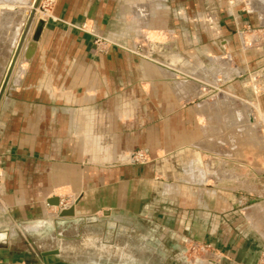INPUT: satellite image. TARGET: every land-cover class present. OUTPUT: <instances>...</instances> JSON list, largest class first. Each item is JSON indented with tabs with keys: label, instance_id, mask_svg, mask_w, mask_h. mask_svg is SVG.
Returning <instances> with one entry per match:
<instances>
[{
	"label": "crops",
	"instance_id": "obj_1",
	"mask_svg": "<svg viewBox=\"0 0 264 264\" xmlns=\"http://www.w3.org/2000/svg\"><path fill=\"white\" fill-rule=\"evenodd\" d=\"M257 1H249L251 7L233 0L57 1L51 15H44L36 51L31 60H25L0 109V192L4 197L0 215L19 217L18 221L38 219L25 227L40 224V229L45 220L35 217L52 215L49 206L72 197L68 207L75 205L77 215L91 217L108 211L103 218L130 227L121 230L125 236L136 238L133 234L139 232L144 243L137 236L140 239L134 245L106 244L99 256L94 255V246L87 247L90 250L81 260L65 259L67 247L41 258L29 252L16 254L6 245L0 246V264H143L146 261L136 255L142 248L165 260L160 264H187L183 242L194 238L190 230L196 219L155 214L168 204L182 209L183 205L207 207V179L199 163L194 167L198 154L190 147L210 141L211 132L223 127L214 119L227 116L217 105L213 110L205 101L190 105L186 100L201 94V77L221 69L205 66L191 73L192 79L177 80L174 88L160 80V75L171 72L152 61L116 47L109 53L96 52L93 35L82 26L110 36L114 23L124 19L126 2L132 3L140 29L176 37L184 51L190 50L194 39L205 51L206 47L214 52L215 47L219 52L229 47L237 62L247 59L256 67L264 64V42L252 43L253 35L248 34L243 51L235 29L264 27V0ZM207 9L218 17L216 33L205 22H190ZM223 61L228 64L230 58ZM227 97L237 99L232 94ZM255 99L264 112V92ZM207 108L213 110L211 115ZM209 119L217 125L208 123ZM135 148L148 149L157 161L128 162L126 157ZM170 189L176 195L180 190L181 201L166 194ZM204 213L196 220L201 229L197 237L214 246L219 260L213 264H264L261 231L238 217L219 216L214 217L212 232H207ZM69 248L71 253L79 252L77 247Z\"/></svg>",
	"mask_w": 264,
	"mask_h": 264
},
{
	"label": "rangeland",
	"instance_id": "obj_2",
	"mask_svg": "<svg viewBox=\"0 0 264 264\" xmlns=\"http://www.w3.org/2000/svg\"><path fill=\"white\" fill-rule=\"evenodd\" d=\"M29 1L30 0H0V18H2L0 21L3 20L5 13L10 12L11 14H8H10L14 20L12 24H17L16 26L22 25L20 27L25 28L26 25H24V23L26 21L27 24L29 20V17L26 14V2L29 3ZM57 1L58 0H44L42 10L48 11V16L51 15L52 9L56 5ZM159 1L160 0H153L155 4ZM233 1H237L239 4L244 5L245 7H251V3H249V1L254 2L255 0ZM210 3L212 4V2ZM211 4L208 3L206 5ZM133 9V4H128L126 2L125 14L121 15L124 19L114 23L110 36L90 28L85 30L86 28H84V25L82 26L84 31H87L93 35L95 51L98 53H109L111 49L116 47L124 50L128 54L136 55L142 60L152 61L155 64L160 65L163 70L166 69L167 71L171 72L170 74L168 72V75L166 74L167 76L160 75V80L173 85L174 88H176L175 85L177 80L181 81L192 79V74L190 71L183 70L181 68L183 61L190 62L189 69L194 71L196 69H202L205 66L209 67L210 69H222V71L220 70L217 74L212 75L211 73H207L208 76H206V78H209L210 80L207 79V81L203 80L202 82H199L201 94L195 98L186 100L187 103L193 105L195 102L196 104H199L200 102L205 101L210 106H215L220 102L223 104L224 99L222 98H224L225 95H234L238 101H245L249 105V107H246L247 109L245 113H238L240 116V122L244 124L242 126H249L253 123V125H255L256 134L258 137H262L263 140H261L264 143V112L259 107V104L255 99L256 95H260L264 92V64H259L256 67H252L247 59L237 62L235 57L231 54L229 47H222L221 52H219V47H215L216 52L211 51V49L206 47L207 50L205 51V49H203L202 46L198 44L196 39H194V45L191 46L190 50L184 51L180 44L177 45L176 37H172L171 35L165 37L164 35L157 33L150 34L146 27L140 29L138 18L134 15ZM190 20V22H205L213 33H216V28H218V17L210 9L205 10L204 13H200L195 17H191ZM21 22L23 23L21 24ZM180 22L181 20L179 23ZM12 24L8 27H12ZM3 25H5V23L2 24V22H0L1 35L5 32ZM13 27H15V25ZM147 33H149V37L151 38L150 42L145 39ZM235 34L239 36V41L241 43L240 49L243 51H245L246 48V46H244V41L248 34L253 35L251 39L252 43L261 41L264 42L263 25L255 27L252 25L236 27ZM2 39L3 38L0 36V84H3L6 78L4 57H6L8 50L11 48V41H9V39L7 40L6 38L3 39L4 41ZM250 44L251 43L249 42V45ZM188 53L190 55H188ZM198 53L201 54V57H199L200 59H198ZM169 58H178L179 61L173 65L171 64ZM228 58H230V63L226 64L223 60ZM8 82L9 81H7V85L0 102V109L3 106V100L6 99L9 89L12 85L11 82ZM209 112L210 109L208 110V113ZM214 120H216L217 123L222 126V117L216 118ZM208 123L212 124L215 123V121L213 122L212 120ZM217 123L215 124L217 125ZM217 130L211 132L209 137L206 136L210 140H206V144L202 146L194 144L192 147H190V149L195 151V155L198 154L197 162L193 164L194 167H197L199 163V167L202 169L203 175L207 179V207L203 209V207L200 205L193 209V207L183 205L182 209L181 206H170L171 204H168L165 210H161V212L159 211L160 213L158 212L157 215L155 214V216L193 217L197 220L198 215L204 211L206 213H204V215L207 217V232H212L214 217L231 216L238 217V219L242 220L243 224L248 223L249 226L251 225L254 229H258L264 234V155L262 157L259 155L263 154L264 145H257V147L253 148L244 145L236 146L235 142L230 139L231 134L229 132H227L225 129H221L219 132H217ZM232 130H234V128ZM237 133L238 129L236 131V134ZM236 134L234 135L236 136ZM229 140L232 142L230 143ZM229 144L232 146L234 145V149L232 146L230 147ZM235 146L238 148L241 147L240 149L242 153L244 151L246 157H238L240 159H237L232 154V152L234 153V150L239 151V149ZM251 149H253V151ZM249 150H251V152ZM136 152L143 153L145 158H141V160H135L133 155ZM241 155L243 154H240V156ZM157 159L158 157L153 156L146 148L132 149L129 153V156L126 157L128 162L137 165L153 163L157 161ZM218 169H222V173L220 170L217 172ZM180 175L182 174L179 173V177ZM166 194L171 195V197L179 200L182 197L180 190H178L177 195L172 189L166 191ZM0 198H4L2 197L1 192ZM62 200L65 204H70L72 202V197H64ZM215 202L217 204V208L214 205ZM174 203H177V201L175 200ZM62 206L63 205L60 204L55 207L49 206L50 211L53 212L52 215H49L48 217H35L39 218V220H45V223L40 229L38 228V230H27L24 228L25 224L38 222V219H32L31 221H18L17 218L19 217H5L0 215V230H10L15 228L20 231V234L14 236L9 241V243H0V246L8 245L16 254L29 252L33 257H37L38 254L36 248L31 243H26L27 237L30 236L37 242V247L39 250L56 248L58 245H61L62 247H67V249H69L63 255L65 259L76 260L78 258V260H81L86 257L85 250H90L92 246H94L93 249L95 250L94 255L99 256V252L103 250L105 247L104 245L106 244L111 245L117 242L126 241L129 244L134 245L138 243L137 241L140 239V237L142 238L139 232L133 234L136 236V238L125 236L121 230L127 231L130 229V227L125 228L123 225H120L115 221L106 220V218H103L105 215L104 212H99L98 215L86 217V221L72 220V217H60L59 213ZM1 211L2 210L0 209V214H2ZM145 214L149 216L148 212ZM196 220L193 226H191L192 229L190 230V234H193L194 238L189 237V239H185L183 242L185 259L187 264H213V261H217L219 258L214 253L212 243L201 241V239L199 240V237H197L200 234L201 229L199 231V226ZM55 221H58V223H55ZM59 232H61L62 235H58ZM142 232L144 237L145 232ZM13 233H15V230ZM142 243H144L143 238ZM209 243L211 244L210 247H207L206 249L201 247V245ZM147 244L154 245L156 243L149 242ZM192 245H197L199 247L197 250H194L193 247H191L192 249H189V247ZM70 246L77 247L79 252L77 254L74 252L71 253L69 248ZM136 255L141 258L142 261H146L143 264H160L161 261L165 262V260L160 256L154 257L153 253H148L143 248L141 249L140 253H136Z\"/></svg>",
	"mask_w": 264,
	"mask_h": 264
},
{
	"label": "bare ground",
	"instance_id": "obj_3",
	"mask_svg": "<svg viewBox=\"0 0 264 264\" xmlns=\"http://www.w3.org/2000/svg\"><path fill=\"white\" fill-rule=\"evenodd\" d=\"M15 1V0H14ZM24 1V0H23ZM35 1L36 0H30L29 1V3L28 2H26L27 4V9H26V14L28 15V17H30L32 14V18H31V20H30V24H29V28L27 29V32H26V35L24 36V40H23V43H22V45H21V47L19 48V46H20V43H21V40H22V37H23V35H24V32H25V28L23 27H20V26H22V25H18V26H16L17 24H14L15 25V27H13L14 25L12 24V22H14V20L12 19V17H11V13L10 12H8V13H10V14H8V13H3L5 16L3 17V15H2V17H3V20L2 21H0V22H2V24H4L5 23V25H3V28H4V30H5V32L1 35L0 34V36L4 39V38H6L7 40L9 39V41H11V43H10V50H8V52H7V55H6V57H4V63H5V74L7 75V73L10 71V76H9V82L8 83H12V82H14L16 79H17V77L20 75V73H21V71H22V69H23V65H24V62H26L25 60H26V58H25V52H26V50H27V47H28V45H29V42L30 41H32L33 40V35H34V33H35V31H36V28H37V25H38V23H39V21L40 20H44L45 19V17L43 16V15H45L46 13H48V11H43L42 10V6H43V3H44V0H42L41 1V3L42 4H40V6L39 7H36L35 8ZM5 4H6V2H5ZM20 4H22V3H20ZM3 5V4H2ZM45 5V4H44ZM23 6V5H22ZM24 7V6H23ZM8 10V9H7ZM46 10H48V9H46ZM11 11V10H10ZM34 11V12H33ZM1 17V16H0ZM16 18V17H15ZM0 19H2V18H0ZM29 21V20H28ZM17 22V21H16ZM19 22V21H18ZM23 22H21V24H22ZM11 24L13 25L12 27H8V26H11ZM7 25V26H6ZM24 25H27L26 24V21H25V23H24ZM24 29V30H23ZM24 31V32H23ZM2 39V40H3ZM4 41V40H3ZM19 50V51H18ZM169 60H170V62H171V64H173V65H175V63L178 61V58H169ZM226 62V61H225ZM189 64H190V62H185V61H183L182 62V69L183 70H187V71H190V73H195L196 71H198L197 69L194 71V70H190L189 69ZM215 70H217V69H215ZM217 71H219V70H217ZM221 71H222V69H221ZM214 72V71H213ZM223 72H224V70H223ZM217 73V72H216ZM228 75V74H227ZM217 76V75H216ZM225 77V76H224ZM201 79H203V80H205V81H207V79H209V78H202L201 77ZM202 80V81H203ZM210 80V79H209ZM209 82V81H208ZM218 86V85H217ZM1 88H2V84H0V90H1ZM225 93V92H224ZM229 96V95H228ZM222 99H224V101H223V104H222V102H220V101H218V102H220L217 106L220 108L219 110H221L220 111V113H224L227 117L225 118H223V116H222V120L224 121V122H222L223 123V127H222V129H225L227 132H229L228 134L230 135V139H232L233 140V142H235V144H236V146H249L250 148H253V147H257V145H259V146H261V145H264V143H263V139H262V137L260 138V137H258V135L256 134V131H255V125H249V126H242V125H244V124H241L240 122H239V117L237 116V113L238 112H240V111H242V112H246V107H249V105L246 103V102H243L242 100H239L238 101V99H234V98H229V97H227V96H225V98H222ZM221 100V99H220ZM237 100V101H236ZM214 101H216V100H214ZM222 101V100H221ZM242 101V102H241ZM217 103V102H216ZM222 104V105H221ZM251 104H253V103H251ZM250 104V105H251ZM201 105H204V104H201ZM206 105V104H205ZM205 105H204V108H206L205 107ZM207 105H209V104H207ZM254 107V106H253ZM203 108V107H202ZM203 108V109H204ZM209 108V107H208ZM207 108V111L209 110ZM211 108V107H210ZM214 107L212 106V108L211 109H213ZM202 109V110H203ZM204 110H206V109H204ZM214 110V109H213ZM213 110H210V113H212V111ZM216 111V110H215ZM214 111V112H215ZM203 112H205V113H207L206 111H203ZM218 112V111H217ZM204 113V114H205ZM209 113V114H210ZM216 113V112H215ZM209 114H207V115H209ZM206 115V116H207ZM211 115V114H210ZM216 115V114H215ZM220 116V114L218 113L217 114V116ZM222 115V114H221ZM224 115V116H225ZM213 117V116H212ZM221 117V116H220ZM209 118V117H208ZM209 121H210V119H209ZM236 127H237V129H238V133L236 134V131H237V129H236ZM249 127V128H248ZM234 128V130H232ZM235 129H236V131H235ZM229 130V131H228ZM243 131V132H242ZM233 134V135H232ZM234 134H236V136L234 135ZM262 139V140H261ZM230 141V140H229ZM232 141H230V143H231ZM244 143H247V144H244ZM234 144V143H233ZM234 146V145H233ZM235 146V147H236ZM236 148H238V147H236ZM241 148V147H240ZM240 148H238L239 149V151H235L234 150V153L232 152V154L237 158V159H240L241 157H246L245 156V153H244V151H243V153H242V151H241V149ZM234 149V148H233ZM243 150V149H242ZM252 151H253V149H251ZM251 150H249L250 152H251ZM259 151V150H258ZM256 152V151H255ZM261 153V152H260ZM240 154H243V155H241L240 156ZM252 154H253V152H252ZM256 154H257V152H256ZM256 154H255V156H256ZM247 155V154H246ZM261 157L264 155V152H263V154H259ZM258 155V156H259ZM254 156V155H253ZM238 157H240V158H238ZM232 158H234V157H232ZM235 158V159H236ZM260 167V166H259ZM208 170V169H207ZM71 204H73V203H71ZM66 207H68V204H67V206ZM42 226V225H41ZM29 229H38L39 227H40V224H34V225H29V226H27ZM16 231V233L18 232V230H15Z\"/></svg>",
	"mask_w": 264,
	"mask_h": 264
},
{
	"label": "water",
	"instance_id": "obj_4",
	"mask_svg": "<svg viewBox=\"0 0 264 264\" xmlns=\"http://www.w3.org/2000/svg\"><path fill=\"white\" fill-rule=\"evenodd\" d=\"M41 1L42 0H36L35 1V5H34L35 8L40 6ZM32 15L29 17V21H28V23H27V25L25 27V32H24V35H23V38L21 40L19 48L21 47V45L23 43L24 36L26 35L27 29L29 28V24H30V20L32 18ZM43 26H44V20L42 19V20L39 21V23L37 25V28H36V31H35V33L33 35V40L29 42V45H28L27 50L25 52V58H26L27 61L31 60V58L33 57V55H34V53L36 51L37 43H38V40H39V38L41 36V32L43 30ZM9 76H10V71L7 73L5 81L2 84V88L0 90V102H1V99H2V96H3V92L5 91V87L7 85V81L9 79ZM104 214H108V211H104ZM59 215H60V217L72 216V220H79V221H86L87 220V218L85 216L77 215L75 205L70 207V208L61 209ZM74 218H76V219H74ZM55 223H58V221H55ZM24 228H26V227H24ZM26 229L29 230L28 228H26ZM10 230H0V236H1L0 237V243L7 244V243H9V241L14 236L20 234V231L18 229H17L18 232L16 234H14V233L11 234ZM58 235H62V233L59 232ZM26 243H31L36 248L37 254L41 258H44L47 255L59 254L61 252V245H58V247H56V248H51V249H46V250H39L38 247H37V242L34 239H32L30 236L27 237Z\"/></svg>",
	"mask_w": 264,
	"mask_h": 264
},
{
	"label": "built area",
	"instance_id": "obj_5",
	"mask_svg": "<svg viewBox=\"0 0 264 264\" xmlns=\"http://www.w3.org/2000/svg\"><path fill=\"white\" fill-rule=\"evenodd\" d=\"M135 154H136V155H135ZM133 156H134V159H135V160H141V158H145V155H144L143 153H141V152H136V153H134ZM60 205H63V206L61 207V209L67 208V207H66L67 204H65V203L63 202V200H61ZM210 245H211L210 243H209V244H204V245H201V247H202L203 249H206L207 247H210ZM191 247H193L194 250H197L199 246H197V245H192V246L189 247V249H192ZM213 250H214L215 255H216L217 257H219V255H217L216 252H215V248H214V246H213Z\"/></svg>",
	"mask_w": 264,
	"mask_h": 264
}]
</instances>
